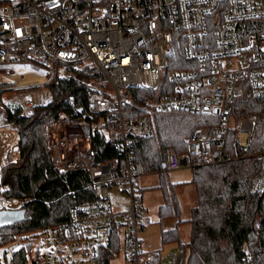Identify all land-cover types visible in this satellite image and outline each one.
Masks as SVG:
<instances>
[{
	"label": "built area",
	"instance_id": "2783aa9c",
	"mask_svg": "<svg viewBox=\"0 0 264 264\" xmlns=\"http://www.w3.org/2000/svg\"><path fill=\"white\" fill-rule=\"evenodd\" d=\"M9 61L50 72L46 86L84 73V112L96 117L60 111L44 128L57 173L86 172L92 197L39 232L32 264H101L105 254L110 264L120 247L126 264H151L139 236L146 217L134 182L145 172L131 139L154 133V112L178 109L203 124L182 153L166 148L164 170L223 161L229 139L248 144L253 123L234 108L243 95L264 97V0H0V64ZM46 89L4 91L0 127L9 128L5 107L31 115L50 101ZM98 132L112 137L116 155L99 157L92 138ZM259 160L249 184L255 194L264 192V151ZM111 187L130 195L128 208L111 205ZM6 188L1 184L0 192ZM23 203L0 193L5 208ZM168 256L167 264H181L182 250Z\"/></svg>",
	"mask_w": 264,
	"mask_h": 264
},
{
	"label": "trees",
	"instance_id": "16d2710c",
	"mask_svg": "<svg viewBox=\"0 0 264 264\" xmlns=\"http://www.w3.org/2000/svg\"><path fill=\"white\" fill-rule=\"evenodd\" d=\"M83 77L84 73H80L70 80L48 83L50 101L35 106L31 115H20L17 110L5 107V120L18 134L15 144L18 155L0 169V185H7L0 193L6 199L23 200L22 207L26 210L24 220L0 228V247L7 245L10 251L6 264H30V249L39 232L65 221L73 204L92 197L88 174L80 170L58 174L44 140L46 124L60 111L85 113ZM11 88L12 83L0 82V107L4 91ZM234 114L245 115L252 121L249 142L239 147L229 139L225 147L227 159L191 167L190 182L196 194L186 219L189 236L184 244L180 243L181 264H264V192L249 191L250 180L260 166L259 154L264 151V97L243 95ZM85 117L96 119L88 114ZM153 118L154 133L132 138L131 147L134 160L142 164L144 172L158 174L155 187L162 195L158 222L176 219L175 226L161 229V242H180L178 225L184 221L179 217L175 183L166 179L162 164L166 148L173 147L182 153L192 129L203 121L193 112L178 109L154 112ZM92 138L99 157L116 155L112 137L98 132ZM24 239L29 240L23 242ZM107 257L105 254L101 264H107ZM159 261L157 250L152 253L151 264Z\"/></svg>",
	"mask_w": 264,
	"mask_h": 264
},
{
	"label": "rangeland",
	"instance_id": "374dc122",
	"mask_svg": "<svg viewBox=\"0 0 264 264\" xmlns=\"http://www.w3.org/2000/svg\"><path fill=\"white\" fill-rule=\"evenodd\" d=\"M49 77L50 72L43 68L34 67L29 63L9 61L7 63L0 64V82L12 83V87L15 89L27 87L29 90L36 93H38V91L44 92L47 90L45 82L49 79ZM3 128L6 129V132L11 133V131H14V128L10 125L9 128L0 127V129ZM15 132L14 134L17 133ZM15 144L11 145L9 148L7 147L5 154L2 155V157L0 156V169L10 160H14L17 156ZM164 175L169 182L175 183V195L180 206L179 217L184 221L179 224L178 232L181 239L187 240L189 236V223L186 222V219H188L190 216V208L194 205L196 194L195 186L192 182H190L191 167L181 166L173 170H164ZM134 182L135 188L138 192V197L140 198V203L145 211L144 215L146 217V228L139 234L143 241V248L148 252L159 250V263L167 264L169 262L168 254L173 250H180V248L178 247V244L174 242H161V229L173 226L176 222V219L165 220L161 223L158 222V208L162 204V195L160 189L155 187L158 184V174L156 172L144 173L142 176L137 177ZM109 199L111 205L117 209H126L131 203L130 195L126 191L120 190L119 187H111L109 189ZM27 240L29 239H26V241ZM24 241L25 239L23 242ZM34 248L35 247L32 242L30 258L33 256ZM6 249L7 245L0 247L1 264H6L5 260H8L10 257V251ZM30 264H32V262H30ZM110 264H126V261L123 257L122 247L117 249L116 256L111 259Z\"/></svg>",
	"mask_w": 264,
	"mask_h": 264
},
{
	"label": "water",
	"instance_id": "95a60500",
	"mask_svg": "<svg viewBox=\"0 0 264 264\" xmlns=\"http://www.w3.org/2000/svg\"><path fill=\"white\" fill-rule=\"evenodd\" d=\"M164 167L165 165L162 164V170H164ZM25 212L26 210L24 207H20L18 209H8L5 207H2L0 204V228L6 227L16 222L24 220Z\"/></svg>",
	"mask_w": 264,
	"mask_h": 264
},
{
	"label": "bare ground",
	"instance_id": "6f19581e",
	"mask_svg": "<svg viewBox=\"0 0 264 264\" xmlns=\"http://www.w3.org/2000/svg\"><path fill=\"white\" fill-rule=\"evenodd\" d=\"M6 130V129H5ZM11 131V130H9ZM13 132V131H11ZM10 133V132H9ZM14 133V132H13ZM15 140H16V135H13L12 140L9 142V147L13 144H15ZM7 144H8V137L7 135L4 133V131H0V156L2 157V155L5 154L6 148H7ZM7 206H10V202H6Z\"/></svg>",
	"mask_w": 264,
	"mask_h": 264
},
{
	"label": "crops",
	"instance_id": "0c3cea01",
	"mask_svg": "<svg viewBox=\"0 0 264 264\" xmlns=\"http://www.w3.org/2000/svg\"><path fill=\"white\" fill-rule=\"evenodd\" d=\"M0 130H2V131H4V133L7 135V137H8V144H7V147H9V142L11 141V133H9V132H6V130L3 128V129H0ZM7 131H9V130H7ZM13 133V132H12ZM13 135H15L14 133H13ZM167 220H169V219H167ZM163 221H165V220H163ZM162 221V222H163ZM175 224H176V222H175ZM175 224L173 225V226H175ZM173 226H171V227H173ZM179 226V225H178ZM171 227H169V228H171ZM184 241V242H183ZM186 242V240L185 239H181V241L180 242H174V243H177L178 244V247L180 248V250H182V247H181V245H180V243L181 244H184ZM154 251H152V253H153ZM182 258H183V251H182ZM158 264H160V263H158Z\"/></svg>",
	"mask_w": 264,
	"mask_h": 264
}]
</instances>
